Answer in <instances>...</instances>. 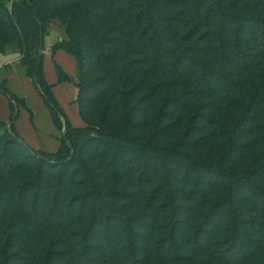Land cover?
<instances>
[{
    "label": "trees",
    "instance_id": "obj_1",
    "mask_svg": "<svg viewBox=\"0 0 264 264\" xmlns=\"http://www.w3.org/2000/svg\"><path fill=\"white\" fill-rule=\"evenodd\" d=\"M54 22L82 128L43 73ZM10 48L62 138L30 149L0 83V264H264V0H0Z\"/></svg>",
    "mask_w": 264,
    "mask_h": 264
},
{
    "label": "rangeland",
    "instance_id": "obj_2",
    "mask_svg": "<svg viewBox=\"0 0 264 264\" xmlns=\"http://www.w3.org/2000/svg\"><path fill=\"white\" fill-rule=\"evenodd\" d=\"M57 22L52 24L51 34L45 38L42 51L43 73L52 86V93L73 128H82L84 123L75 103L77 99V69L73 56L58 51L53 54V46L64 38ZM58 67L71 80L61 82ZM0 83H6L7 90L17 99L25 102L18 107L16 129L24 143L34 151L56 154L61 148L62 133L55 125L44 99L36 90L33 80L26 77L17 49H8L0 55ZM31 110V113L29 112ZM0 120L6 124L11 121V102L0 93Z\"/></svg>",
    "mask_w": 264,
    "mask_h": 264
},
{
    "label": "water",
    "instance_id": "obj_3",
    "mask_svg": "<svg viewBox=\"0 0 264 264\" xmlns=\"http://www.w3.org/2000/svg\"><path fill=\"white\" fill-rule=\"evenodd\" d=\"M40 52H42V50H40Z\"/></svg>",
    "mask_w": 264,
    "mask_h": 264
}]
</instances>
